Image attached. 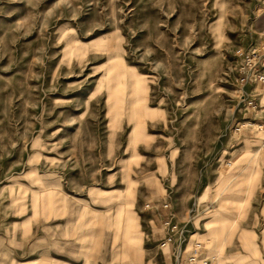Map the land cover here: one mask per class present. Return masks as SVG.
Segmentation results:
<instances>
[{
    "label": "rangeland",
    "instance_id": "rangeland-1",
    "mask_svg": "<svg viewBox=\"0 0 264 264\" xmlns=\"http://www.w3.org/2000/svg\"><path fill=\"white\" fill-rule=\"evenodd\" d=\"M263 45L264 0H0V264H161L166 204L264 264Z\"/></svg>",
    "mask_w": 264,
    "mask_h": 264
},
{
    "label": "built area",
    "instance_id": "built-area-1",
    "mask_svg": "<svg viewBox=\"0 0 264 264\" xmlns=\"http://www.w3.org/2000/svg\"><path fill=\"white\" fill-rule=\"evenodd\" d=\"M245 65L242 68L243 78L242 80L246 83H264V45L259 50H252L249 53L244 54ZM249 104L253 109L257 108V103L254 100L249 101ZM243 125L238 127L241 131ZM169 205L166 204L165 208ZM189 222L184 224L177 221L172 210H169L168 215L163 219L162 227L164 236L160 241L161 246L175 245L176 246V264H197L201 258L205 245L203 241H196L193 244L191 252L187 255L185 262H182V255L187 252V244L190 241V228L188 227ZM206 262V261H205Z\"/></svg>",
    "mask_w": 264,
    "mask_h": 264
},
{
    "label": "crops",
    "instance_id": "crops-1",
    "mask_svg": "<svg viewBox=\"0 0 264 264\" xmlns=\"http://www.w3.org/2000/svg\"><path fill=\"white\" fill-rule=\"evenodd\" d=\"M252 85H255L256 88L264 89V83L262 82H258V83L253 82ZM149 207L154 209L155 211H159V213L156 215V218H153L152 221L157 226L154 232V239L158 241L160 244V241L164 236L162 222L163 219L168 215L169 210L165 208V205H163V207L161 208L157 206H149ZM58 243L59 244L61 243V247H62L61 250L52 249V252H50V250L42 251L38 255H33V258L29 260V262H32V264H75L73 262L74 259L70 255H67L65 253L66 250H64V244L62 243V241L59 240ZM159 251L163 253V257H164L161 264H176L175 245H167V246L159 245ZM184 255L185 253L182 255V258H184ZM91 259L94 258H90L88 262L83 261V263L80 264H91L93 262ZM183 264H187V263H183Z\"/></svg>",
    "mask_w": 264,
    "mask_h": 264
},
{
    "label": "bare ground",
    "instance_id": "bare-ground-1",
    "mask_svg": "<svg viewBox=\"0 0 264 264\" xmlns=\"http://www.w3.org/2000/svg\"><path fill=\"white\" fill-rule=\"evenodd\" d=\"M216 264H224L223 260H217Z\"/></svg>",
    "mask_w": 264,
    "mask_h": 264
}]
</instances>
